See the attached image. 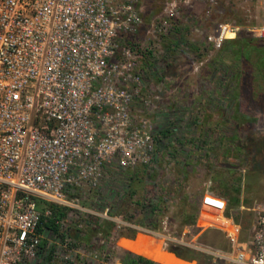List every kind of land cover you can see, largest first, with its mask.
Instances as JSON below:
<instances>
[{
	"label": "built area",
	"instance_id": "1",
	"mask_svg": "<svg viewBox=\"0 0 264 264\" xmlns=\"http://www.w3.org/2000/svg\"><path fill=\"white\" fill-rule=\"evenodd\" d=\"M201 1L211 7L217 4V0H163L161 13L147 30L153 42L176 26L181 9ZM140 3L0 0V264H25L41 253L52 256V262L58 257L56 244L64 264L76 255L108 261L111 249L121 247L117 242L122 227L135 229V237L150 238L151 254L157 253L152 247L155 241L163 253L170 252L171 245H183L207 254L214 263L264 264V191L250 207H239L252 214L245 237L234 211L227 210L226 199L209 183L199 198L194 225L180 231L171 227L168 215L155 229L125 221L107 206L99 212L87 209L74 195L98 189L105 169L112 165L127 169L141 164L153 170L164 146L182 130L180 121L171 117L156 124L144 115L162 97L144 93L146 69L126 41L142 23ZM213 26L206 33L212 49L242 30L264 37V23L215 21ZM147 50L154 59L161 57L158 46ZM165 125L173 135L162 136ZM40 201L111 221L113 232L107 237L99 232L98 247H76L66 229L61 228L58 236L41 225V217H51L52 209L46 204L40 209ZM65 219L56 222L62 227ZM192 227L196 235L186 240ZM209 228L228 242L227 250L199 241L200 232ZM44 238L47 244L41 247Z\"/></svg>",
	"mask_w": 264,
	"mask_h": 264
},
{
	"label": "rangeland",
	"instance_id": "2",
	"mask_svg": "<svg viewBox=\"0 0 264 264\" xmlns=\"http://www.w3.org/2000/svg\"><path fill=\"white\" fill-rule=\"evenodd\" d=\"M162 4L163 0H141L140 3V13L143 18L136 32L135 41L138 46L136 45L135 48L140 56L139 62L147 72L144 78L146 86L144 93L159 94L162 97L158 102H154L152 108L145 109L144 115L156 124L162 123L160 121L162 117H168V119L171 117L174 121H180L182 130L179 134L183 132L190 134L194 130L196 133V122L203 120L205 114L208 117L207 120L210 121L220 118L214 107H205L202 102L208 92L217 90L219 86L216 79L206 77L210 70L207 65L211 66V59L217 54V51L208 45L206 33L213 30L215 21L237 23L242 26L264 23V0H217V4L212 7L207 1L196 2L190 9H181L176 26L170 28L166 35L161 36L159 42L154 43L147 30L152 20L157 19L161 13ZM208 10L211 11L209 15L206 14ZM196 28L201 31H196ZM241 32L249 35L244 30ZM157 46L162 50L161 57L154 59L147 48L155 49ZM135 105L137 108L141 107L140 101H136ZM239 135L244 137L246 132H240ZM260 135H264V131ZM173 145H176V142ZM182 149L180 146H177L176 149H173L172 146L169 147L167 158L158 160L153 170H149V175L140 174L139 178L134 177L135 181L132 186L135 187V193L131 199L128 196L127 183H129V174H133L134 170L132 168L123 169L115 165L105 169L101 186L98 189L75 191L74 195L77 197L79 205L87 209L99 212L106 206L110 209L115 208L120 211L121 216H127L130 222L141 226H144L142 222L151 220L146 214L149 209L148 204L157 201L160 196L166 201L167 209L158 216V222L164 215H168L171 227L180 231L179 219H172V217L180 209L181 196L186 194L188 198L184 204L187 209L190 206H196L206 184L209 183L211 188L214 186L211 176L217 169L213 166L215 161L211 163L198 160L193 154L191 158L187 159ZM254 151L257 152L256 155H259V159L264 160V145H258ZM218 152L220 153V151ZM185 160H189L187 164H185ZM229 161H233V159L231 158ZM250 167V163H244L236 170V173L241 175L242 189L246 186L244 175L248 173ZM181 171H185L187 175L184 176ZM249 182L252 190L248 195L258 194L259 198L264 191V173L251 175ZM141 199L144 210H142V205L137 204ZM256 200L254 199V201ZM68 212L70 214L64 220L61 228L69 231L76 247L87 249L98 247V233L101 232L104 237H107L113 232L114 228L107 226L99 217L80 215L75 209ZM249 218H251V214H244L240 216L239 221L242 224H248ZM79 223H82L80 228L78 227ZM190 229V232L185 235L186 240H190L196 235V228ZM124 233L129 235L131 231L126 228ZM199 235H203L207 244L222 247L228 245L223 236L213 228L202 230ZM245 235H247V231H245ZM43 240L47 241L46 238ZM139 240L135 249L145 252L143 242L146 244L152 241L144 236H140ZM123 241L127 247L134 249L129 240H122L120 245H124ZM125 245L123 247H126ZM152 247L153 250L159 251L157 242L154 241ZM54 250L58 257L54 258L52 262V256L41 253L25 264H64L59 258L62 253L61 247L56 244ZM111 251L112 255L108 261H91L84 255H76L70 264H108L110 261L118 259L117 248H112ZM151 256L154 257V261L160 264H168L164 261L170 264H192L174 258L168 261L166 254L155 253Z\"/></svg>",
	"mask_w": 264,
	"mask_h": 264
},
{
	"label": "trees",
	"instance_id": "3",
	"mask_svg": "<svg viewBox=\"0 0 264 264\" xmlns=\"http://www.w3.org/2000/svg\"><path fill=\"white\" fill-rule=\"evenodd\" d=\"M140 16L142 17L141 13ZM135 37L136 34L127 35L126 41L132 44L136 51ZM208 45L211 47L209 42ZM214 50L217 51V54L211 59V66L210 64L207 65L210 70L205 75L209 79H216L219 86L217 90L208 92L207 97L203 98L202 102L205 107H214L220 118L210 121L207 120L208 117L205 114L203 120L196 122V133L194 130L190 134L183 132L179 134L180 136L177 135L174 138L176 145H173V142L168 143L164 146V151L167 153L169 147L172 146L173 149H176L177 146H180L183 148L182 152L187 159L191 158L193 154L198 160L211 163L215 161L213 166L217 169L213 171L211 176L214 182L212 190L226 199L227 210H233L235 220L240 222L241 215L251 214L248 210H240V205L250 207L254 199L259 200L262 197L258 198V194L249 196L248 193L252 190L249 182L251 175L264 173V160L259 159V155H256L257 152L254 151L258 145H264V135H260L264 131V37H255L239 32L237 36L223 40L220 47ZM240 132H246V136L241 137ZM161 134L162 136H171L173 132L167 129L164 132L161 131ZM165 153L161 154L160 161L164 158ZM231 158L233 161H229ZM188 161L185 160V164ZM244 163H250L251 167L248 173L244 175L246 186L242 189L241 175L237 174L236 170ZM132 169L134 172L129 174V183H127L130 199L135 193V187L132 186L133 181H135L134 177L139 178L140 174H150L147 167L141 164L132 167ZM181 173L184 176L187 175L185 171H181ZM216 183L218 184L216 185ZM181 198L180 209L173 214V217L171 216L172 219H179V230L184 226L194 225L198 209V204L190 206L188 209L184 206L188 199L186 194H183ZM142 202L141 199L137 204L142 205L143 208ZM45 204L52 209V216L41 217V225L61 236V225L56 221L65 219L69 208L42 201L39 202V208L43 209ZM148 208L146 214L151 220L142 222V224H149L157 229L159 228L158 216L167 209L166 201L159 196L157 201L148 204ZM110 212L111 214H121L115 208L110 209ZM251 218L248 219V224L240 222L244 237L245 231L251 223ZM123 219L130 222L127 216H123ZM101 221L114 228L113 222L102 219ZM126 228L131 231V234L124 233ZM119 232L121 237L128 238H134L136 234V230L131 227H122ZM202 236H199V241L207 244ZM46 244L47 242L42 240L41 247L46 246ZM125 246L127 247V245ZM212 246L224 250L229 248V245L225 247ZM169 251L180 259L195 261L196 264H222L221 262L214 263L207 254L183 245H171ZM116 254L120 264H160L142 254H136L122 247L117 248ZM148 254L151 256V253ZM166 256L168 261L173 258L180 260L170 253H166ZM164 262L170 264L167 261Z\"/></svg>",
	"mask_w": 264,
	"mask_h": 264
},
{
	"label": "crops",
	"instance_id": "4",
	"mask_svg": "<svg viewBox=\"0 0 264 264\" xmlns=\"http://www.w3.org/2000/svg\"><path fill=\"white\" fill-rule=\"evenodd\" d=\"M168 126L167 125H165V126H163V129H162V131L164 132V131H166L168 128H167ZM164 157H167L166 155L164 156ZM262 196V195H261ZM139 237H140V235H137L136 237H134V238H128V237H121V239L120 240H118V244L120 245V243H121V241L122 240H129V241H132V242H135V243H138L140 240H139ZM142 243V242H141ZM140 243V244H141ZM139 244V243H138ZM143 249H144V251H148V252H141V251H137V250H135V249H131V248H129V247H127V249L128 250H130V251H132V252H134V253H136V254H142V255H144V256H148V258L150 257L152 260H154L153 258L154 257H152V256H150V255H148V253H151V250L149 249L150 247L149 246H147V243L145 244L144 242H143ZM145 245V246H144ZM122 248H126V247H123L122 245H120ZM147 246V247H146ZM119 248V247H118ZM154 252H155V250H154ZM168 253H170V254H172V255H174L177 259H180V258H178L175 254H173L172 252H168ZM180 260H182V261H184V262H186V263H192V264H194L195 262L194 261H187V260H183V259H180Z\"/></svg>",
	"mask_w": 264,
	"mask_h": 264
},
{
	"label": "bare ground",
	"instance_id": "5",
	"mask_svg": "<svg viewBox=\"0 0 264 264\" xmlns=\"http://www.w3.org/2000/svg\"><path fill=\"white\" fill-rule=\"evenodd\" d=\"M123 242L125 243V241H123ZM131 245L134 246V249H135V246H137V243L131 241ZM135 250H136V249H135ZM157 253H158V255L166 254V253L159 252V251H157Z\"/></svg>",
	"mask_w": 264,
	"mask_h": 264
}]
</instances>
